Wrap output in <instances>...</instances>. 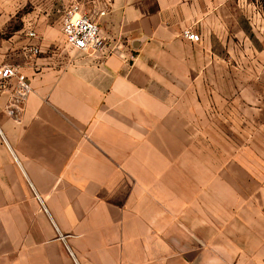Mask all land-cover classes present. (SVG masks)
Wrapping results in <instances>:
<instances>
[{"label": "crops", "instance_id": "0c3cea01", "mask_svg": "<svg viewBox=\"0 0 264 264\" xmlns=\"http://www.w3.org/2000/svg\"><path fill=\"white\" fill-rule=\"evenodd\" d=\"M226 1L0 0V17L28 14L0 66L33 87L17 117L11 87L0 98V264H264V177L251 193L232 181L184 197L183 108L226 77L210 39ZM73 2L106 10L117 51L102 62L65 43Z\"/></svg>", "mask_w": 264, "mask_h": 264}, {"label": "rangeland", "instance_id": "374dc122", "mask_svg": "<svg viewBox=\"0 0 264 264\" xmlns=\"http://www.w3.org/2000/svg\"><path fill=\"white\" fill-rule=\"evenodd\" d=\"M223 8L226 29L210 39L217 51L218 78L220 73L226 77L209 83L210 88L199 96V107L183 108L186 200L198 198L196 185L210 183H243L251 193L257 188V179L264 177V0H228ZM100 10L88 14L98 20ZM27 15L19 11L0 17V42L25 35L21 30ZM210 169L213 176L220 177L207 175L205 171Z\"/></svg>", "mask_w": 264, "mask_h": 264}, {"label": "built area", "instance_id": "2783aa9c", "mask_svg": "<svg viewBox=\"0 0 264 264\" xmlns=\"http://www.w3.org/2000/svg\"><path fill=\"white\" fill-rule=\"evenodd\" d=\"M105 14L106 10H100V15ZM61 18V31L65 43L78 55H88L92 60L102 59L117 50L113 42L103 35L97 18L93 14L83 13L79 2L66 7ZM30 35L35 36L36 32L32 31ZM183 36L193 43L201 41L200 34L192 28L185 29ZM31 49L34 54L41 52L37 46ZM8 87H11V95L5 109L9 115L17 117L27 98L32 94L33 87L18 66L4 64L0 67V97Z\"/></svg>", "mask_w": 264, "mask_h": 264}]
</instances>
